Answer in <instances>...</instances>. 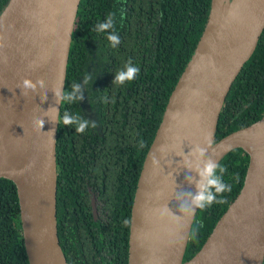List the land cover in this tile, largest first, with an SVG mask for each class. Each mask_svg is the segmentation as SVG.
<instances>
[{
    "label": "water",
    "instance_id": "95a60500",
    "mask_svg": "<svg viewBox=\"0 0 264 264\" xmlns=\"http://www.w3.org/2000/svg\"><path fill=\"white\" fill-rule=\"evenodd\" d=\"M79 3L8 0L0 12L1 16L7 11L9 35L5 43L13 55L19 84L25 79L44 81V87L28 89L24 99L30 154L13 171L0 169V177L16 186L29 264H68L57 234L58 122L52 121L55 113L48 114V109L56 107L60 112L54 90H64ZM225 3L211 0L201 36L211 24L210 43L203 50L197 46L188 60L143 159L130 210L128 264H246L258 252L262 264L264 133L260 125L264 115L216 141L215 129L231 84L253 54L264 29V0H229L228 19L220 28L217 12ZM57 11L62 12L61 18ZM56 21H60L59 33ZM36 118L44 120L42 129ZM236 148L248 155L242 187L201 247L183 261L197 212L191 197L198 192L197 182H205L197 170L208 159L217 165ZM200 149L206 150L202 157ZM182 205L192 212H181Z\"/></svg>",
    "mask_w": 264,
    "mask_h": 264
},
{
    "label": "trees",
    "instance_id": "16d2710c",
    "mask_svg": "<svg viewBox=\"0 0 264 264\" xmlns=\"http://www.w3.org/2000/svg\"><path fill=\"white\" fill-rule=\"evenodd\" d=\"M7 1L0 0V12ZM210 6L211 0H80L64 90L77 83L83 99L61 101L59 117L78 113L96 126L77 133L58 123L57 234L68 264H128L130 210L142 162L168 97L197 49ZM109 13L115 14L114 28L98 31ZM109 33L119 37L114 47ZM129 59L138 75L113 84ZM263 115L264 29L227 93L215 141ZM247 163L240 148L217 163L216 174L232 191L218 194L223 204L197 209L183 261L201 247L239 192ZM19 216L16 186L0 177V264H29Z\"/></svg>",
    "mask_w": 264,
    "mask_h": 264
},
{
    "label": "bare ground",
    "instance_id": "6f19581e",
    "mask_svg": "<svg viewBox=\"0 0 264 264\" xmlns=\"http://www.w3.org/2000/svg\"><path fill=\"white\" fill-rule=\"evenodd\" d=\"M216 3L226 2L217 12V26L223 28L227 22L230 4L229 0H215ZM4 11L0 16V37H3V44L0 49V169L13 171L27 159L30 154V132L27 123L25 96L18 87L19 76L17 67L13 63V55L7 48L5 38L9 35V19ZM60 18L62 12L56 13ZM60 21L55 22L57 33L60 29ZM59 27V29H58ZM212 25L206 28L203 37L198 45L199 50L205 49L210 43ZM261 130L264 133V116L261 119ZM260 252L254 254L246 264H259Z\"/></svg>",
    "mask_w": 264,
    "mask_h": 264
},
{
    "label": "clouds",
    "instance_id": "9594fccd",
    "mask_svg": "<svg viewBox=\"0 0 264 264\" xmlns=\"http://www.w3.org/2000/svg\"><path fill=\"white\" fill-rule=\"evenodd\" d=\"M114 16H115L114 13H109L106 22H102L98 24V31L105 32L108 29H113L114 28V23H113ZM107 39L111 42L113 47L120 42L119 37L112 33H109L107 35ZM4 46L5 45L3 44V37H0V49H2ZM124 68L126 70H120L116 73V78L113 81V84L123 85L126 81L131 82L132 80L135 79V77L138 75L140 71L138 67L132 65L130 59L125 63ZM37 85H39L40 87H44V81L38 80L35 83H33L32 81L25 79L22 82V84L19 85L18 87L21 89L22 95L26 96L27 90L31 89L35 91L37 88ZM54 95L58 97V102L60 104H61V101H63L66 104H70V103H74L77 100L83 99V93L81 90V86L77 83L71 84V91L63 90L61 92L60 90H54ZM49 113H55V119L52 121H55L58 123L62 121V124L65 126H73L77 133H83L90 123L92 127L96 126L95 121L89 122L87 119H83L78 113L69 114L67 111H65L61 118L59 117V109H57L56 107L49 108L48 114ZM35 123L42 129L44 125V120L41 118H36ZM199 151L202 157L206 150L200 149ZM217 168L218 166L215 163H213L211 159H208L204 163V167L199 168L197 170L198 175L201 177V180L205 182L204 183L197 182L198 192L194 197H191L192 204L195 206L196 209L198 208L204 209L206 206H211L213 202L218 203V204H223L224 199L223 198L217 199L218 194H221L225 191H228V192L232 191V186L227 185L223 181L222 176L216 174ZM219 171L221 173H224L226 171V168L223 166H219ZM213 189L215 190L214 192L212 191ZM188 195L191 196L190 193ZM180 211L183 213L192 212L191 209L183 205L181 206ZM175 219L178 220L179 218L175 217ZM125 223H127V221H125Z\"/></svg>",
    "mask_w": 264,
    "mask_h": 264
}]
</instances>
